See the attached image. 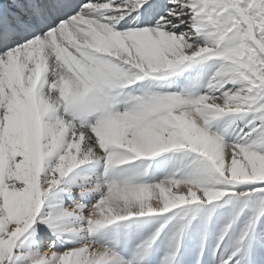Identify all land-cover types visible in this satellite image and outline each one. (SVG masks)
I'll return each instance as SVG.
<instances>
[{"label":"snow or ice","instance_id":"1","mask_svg":"<svg viewBox=\"0 0 264 264\" xmlns=\"http://www.w3.org/2000/svg\"><path fill=\"white\" fill-rule=\"evenodd\" d=\"M0 264H264V0H0Z\"/></svg>","mask_w":264,"mask_h":264}]
</instances>
